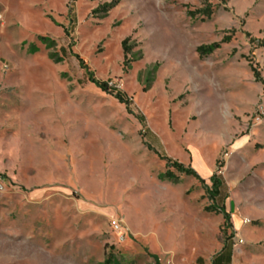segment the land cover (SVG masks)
<instances>
[{
	"label": "rangeland",
	"instance_id": "374dc122",
	"mask_svg": "<svg viewBox=\"0 0 264 264\" xmlns=\"http://www.w3.org/2000/svg\"><path fill=\"white\" fill-rule=\"evenodd\" d=\"M262 39L264 0H0V264H264Z\"/></svg>",
	"mask_w": 264,
	"mask_h": 264
},
{
	"label": "trees",
	"instance_id": "16d2710c",
	"mask_svg": "<svg viewBox=\"0 0 264 264\" xmlns=\"http://www.w3.org/2000/svg\"><path fill=\"white\" fill-rule=\"evenodd\" d=\"M125 41L126 40H122V42H121V45H122V47L124 49H125ZM218 45L219 44L214 43V44H212L210 46H198L196 48V51L199 54L204 55V54L210 52L213 47H216ZM261 45H264V39H262ZM91 81L94 82L100 89H102L104 91L114 92V96L118 99V101L119 102H122V103H125L126 107H129L128 100L126 98H124V96L122 95V93L120 92V90H114V89L108 87L106 81H97V80H93L92 78H91ZM137 118H138V120L140 122H143V116L142 115H138ZM158 154H159V156L161 158H163L165 160V163L166 164L174 167L177 171H180L181 173H184V174H187V175H192V176L200 179L201 181H203L201 178H199V176L195 173V171L192 168H190V167H184L180 162H178V161L170 158L166 154H162V153H158ZM161 176L164 177V178H167L169 180L170 179H174V177H175V175L170 170L165 171ZM210 182H211L210 195L212 197H215L216 198V197L219 196V193H220V186H221V183H222L221 182V178L218 175H216L215 173H213L210 176ZM216 209H218L222 213V216L224 218V221L227 222V220H228V213H226L224 211L223 206L220 205L218 208L216 207Z\"/></svg>",
	"mask_w": 264,
	"mask_h": 264
},
{
	"label": "crops",
	"instance_id": "0c3cea01",
	"mask_svg": "<svg viewBox=\"0 0 264 264\" xmlns=\"http://www.w3.org/2000/svg\"><path fill=\"white\" fill-rule=\"evenodd\" d=\"M234 246L232 242H226L209 261L202 257H196L189 264H233ZM198 258V259H197Z\"/></svg>",
	"mask_w": 264,
	"mask_h": 264
},
{
	"label": "built area",
	"instance_id": "2783aa9c",
	"mask_svg": "<svg viewBox=\"0 0 264 264\" xmlns=\"http://www.w3.org/2000/svg\"><path fill=\"white\" fill-rule=\"evenodd\" d=\"M106 83H107V86H108V87H110V88H112V89H114V90H119V88H120V84H117V83H115V82H111V81H110V82H106ZM114 227L117 228L118 225L114 223Z\"/></svg>",
	"mask_w": 264,
	"mask_h": 264
}]
</instances>
